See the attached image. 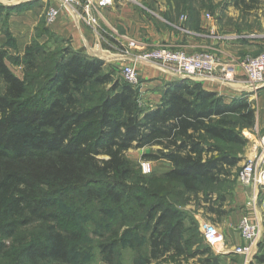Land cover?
<instances>
[{
    "label": "trees",
    "instance_id": "16d2710c",
    "mask_svg": "<svg viewBox=\"0 0 264 264\" xmlns=\"http://www.w3.org/2000/svg\"><path fill=\"white\" fill-rule=\"evenodd\" d=\"M226 3L243 10L258 0ZM42 46L32 41L16 58L0 46V253L6 241H16L22 247L14 264H69L75 239L66 221L74 216L58 204L82 195L106 202L124 222L136 220L132 210L125 212L130 204L142 212L151 230L134 264H221L200 231L191 234L195 226L186 224L179 208L165 201L147 206L136 195L126 153L156 148L144 157L170 164L161 180L177 182L189 198L209 203L214 187L239 163L233 148L247 143L243 130L254 123L245 94L225 100L178 78L163 85L159 104L142 108L133 86L114 81L102 60L66 48L53 61ZM7 62L21 67L23 77ZM91 85L101 87V96L84 105L78 96ZM160 191L154 187L149 200L163 199ZM209 212L217 219L224 215ZM102 252V264H113L112 247Z\"/></svg>",
    "mask_w": 264,
    "mask_h": 264
},
{
    "label": "rangeland",
    "instance_id": "374dc122",
    "mask_svg": "<svg viewBox=\"0 0 264 264\" xmlns=\"http://www.w3.org/2000/svg\"><path fill=\"white\" fill-rule=\"evenodd\" d=\"M84 1L79 0V5L69 8L79 15ZM91 2L94 5L97 0ZM22 4L28 5L16 11L0 10V46L4 47L10 56L16 58L24 53L27 45L23 43L20 28L21 24L26 22L28 13L34 10L38 19L37 24L31 29L30 43L37 41L43 45L42 50H45L47 55H52L53 61L66 48L98 58L104 62V72L110 73L114 81L123 82L122 69L125 66H133L137 73V85L133 88L138 94L137 105L142 108L151 107L156 103L155 100L159 101L161 84L156 82L163 81L165 77L163 73L170 71L169 67L136 60L138 56L154 48L166 47L187 54L211 53L216 58L215 81L225 86L239 80L248 88L249 83L240 64L246 59L264 55V38L249 39V36L264 35V0L247 3L249 7H244L243 10L226 3V0H112V5L108 6L112 7L110 9L112 14L106 16L104 13V19L107 18L108 24L100 21L98 17V14L108 7L102 9L91 7L90 13L97 19V25L93 28L86 27L87 25L79 18L86 25H83L85 29L80 28L87 32L88 38L87 45L78 42L76 49L72 45L76 31L62 32L64 25L62 23L58 25L61 12L70 15L66 10L68 6H60L56 0L49 3H41L39 0H11L10 3L1 2L0 6L11 9ZM50 7L59 10L57 18L52 23L46 21ZM108 17H114L115 20ZM14 29L19 30L16 32ZM257 42L262 46L253 44ZM7 65L14 75L23 77L21 67L10 62H7ZM152 65L164 72L151 67ZM111 86L112 84H109L106 88ZM100 88L91 85L82 89L78 96L81 103L87 105L90 100L99 98L102 93ZM257 91L255 89L249 93L248 90L238 94H245V98L254 109V123L249 130H243L247 143L233 148V154L239 158V163L230 168L229 176L214 187L209 203L201 199L196 201L194 197L189 198L177 182L161 180L163 174L170 169V164L144 157L154 153L156 149L129 150L126 153L135 172L134 179L129 182L134 186L136 195L144 197L147 206L159 201L172 203L187 218L186 224L191 223V227L195 226L191 228V234L194 233L192 232L194 229L199 232L203 223L212 224L217 228L222 235V242L218 246L208 245L201 231L200 239L204 245L211 248L214 255L220 257L221 264H264V186L252 189L238 181V174L247 160L250 145H253L252 140L255 141V146L264 135V128L261 129L259 119L264 109V91ZM221 96L228 100V97ZM142 163L149 164L150 173H142ZM154 187L161 190L160 196L163 199L149 200L148 195L153 193ZM252 198L253 203L250 201ZM132 205L130 204L125 212L132 210L136 220L124 222L106 202H88L82 195H71L61 199L58 208L74 216L72 221H66L69 225V237L75 239L70 246L69 264H102L106 256L102 250L107 245L112 247L113 264H134L146 249L151 225L145 220L142 212H138L137 207ZM210 209L220 210L224 215L217 219L215 214L209 212ZM244 217L259 230L258 237L252 243L251 252L247 255L238 254L234 250L245 245L239 236L240 221ZM65 220L68 219H63ZM26 231L27 229L23 232ZM16 239L18 241L20 238ZM6 242L5 247H1L3 252L0 253V264H14V256L22 244L16 241Z\"/></svg>",
    "mask_w": 264,
    "mask_h": 264
},
{
    "label": "built area",
    "instance_id": "2783aa9c",
    "mask_svg": "<svg viewBox=\"0 0 264 264\" xmlns=\"http://www.w3.org/2000/svg\"><path fill=\"white\" fill-rule=\"evenodd\" d=\"M56 1L60 6L64 7L79 5V0ZM0 2L10 3L11 0H0ZM110 5H112V0H97L94 5L91 0H85L82 4V12L79 14V18L87 27L93 28L97 25V19L90 13L91 7L94 6L98 9H102ZM58 14L59 10L57 8L50 7L46 14V21L52 23L57 18ZM255 38H264V35L249 36V39ZM136 60L158 65L160 67H169V74L174 77L190 79L192 81L215 80L216 58L211 53L201 52L187 54L180 50L157 47L138 56ZM240 68L249 83L250 89L255 90L262 86L264 83V55L242 61ZM122 79L129 85L136 86L137 73L135 68L131 65L125 66L122 69ZM257 149L258 152L252 157L247 158L238 174V181L244 186H264V165H261L264 163V135L259 138ZM141 170L144 174H148L151 171L148 163H142ZM200 231L206 243L211 247L218 246L222 242V235L212 224L203 223V225L200 226ZM258 234V228L252 224L247 217L242 218L239 225V236L245 245L235 248V252L245 255L248 253L250 254L252 243L256 240Z\"/></svg>",
    "mask_w": 264,
    "mask_h": 264
},
{
    "label": "crops",
    "instance_id": "0c3cea01",
    "mask_svg": "<svg viewBox=\"0 0 264 264\" xmlns=\"http://www.w3.org/2000/svg\"><path fill=\"white\" fill-rule=\"evenodd\" d=\"M41 1V3H49L51 0H39ZM117 1V0H115ZM1 3V2H0ZM3 3V2H2ZM51 4V3H50ZM112 7H108L107 9H104L102 10L99 14H98V17L100 19V21H103V22H106L107 24L109 23L107 18L104 19L105 15L104 13L106 14V16H110L112 13L110 12V9ZM66 10H68V12L70 13V15L68 14H65L64 12H61V19H60V23L58 25H60L61 23L64 25L63 29L64 31L62 32H69V30H74L73 32L76 31L77 34H75V36L73 37V41H72V45H73V48L76 49L78 44L79 43H82V44H86L87 45V32L81 30V28H84L85 27L83 25H85L80 19H79V15L77 13H75V11L72 9V8H66ZM67 15V16H66ZM104 15V16H103ZM37 15H35V11L34 10H31L29 13H28V16H27V20L26 22L24 21L22 24H21V28L22 29V37H23V43L24 45H28L30 43V37H31V29H33L34 25L37 24V19L38 17H36ZM66 16V17H64ZM64 18V20H63ZM109 19L111 18V20H115L114 17H108ZM71 20V21H70ZM113 22V21H112ZM115 23V22H114ZM15 24V23H14ZM57 25V26H58ZM65 25H67L65 27ZM86 26V25H85ZM81 27V28H80ZM87 27V26H86ZM75 28V29H74ZM17 30L19 29H14V31L17 32ZM90 37V35H89ZM79 42V43H78ZM251 43V42H249ZM255 46H262L261 43H253ZM139 47V45H137ZM192 51V50H191ZM193 52H196V51H193ZM151 67H154L156 69H158L160 72H164L163 70H161L160 68H158L157 66H151ZM159 73V72H158ZM165 74V77L163 81L161 82H156V83H159L161 84V87L160 89L162 90L163 88V85L166 84V83H170V82H173L175 80L178 79V77H174L173 75L169 74V73H163ZM198 83H200L204 89L208 90V91H213V92H216V93H219L223 96H226L228 97V99H230L231 97L233 96H236L242 92H246L249 90V93L251 91H253L252 89L248 88L247 85H245L243 83V81H234L233 84H229V85H225V86H221L223 85L222 83L218 82V81H196ZM223 88V89H222ZM264 88V83L262 84L261 88H259L260 90H258L257 92H263L264 90H262ZM252 95H250L251 97ZM160 98H161V93L159 95V101L155 100L156 103H154L153 106L151 107H155L157 104H159L160 102ZM260 122L262 125L261 126V129L264 128V109H263V112L260 113ZM253 145L251 146L250 145V150H249V155L247 158H250L252 157L254 154H256L258 152V149H257V144H255L254 146V143L255 141L252 140ZM151 149H156V148H151ZM250 187H252V189H256L258 188L256 185H251ZM251 203H253L254 201V198H252L251 200Z\"/></svg>",
    "mask_w": 264,
    "mask_h": 264
},
{
    "label": "water",
    "instance_id": "95a60500",
    "mask_svg": "<svg viewBox=\"0 0 264 264\" xmlns=\"http://www.w3.org/2000/svg\"><path fill=\"white\" fill-rule=\"evenodd\" d=\"M257 90H259V89H257Z\"/></svg>",
    "mask_w": 264,
    "mask_h": 264
}]
</instances>
